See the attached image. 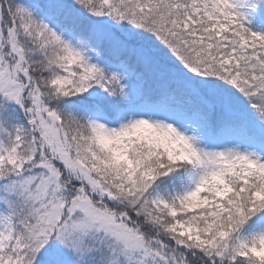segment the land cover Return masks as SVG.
Segmentation results:
<instances>
[{
  "label": "snow or ice",
  "instance_id": "obj_1",
  "mask_svg": "<svg viewBox=\"0 0 264 264\" xmlns=\"http://www.w3.org/2000/svg\"><path fill=\"white\" fill-rule=\"evenodd\" d=\"M0 264H264V0H0Z\"/></svg>",
  "mask_w": 264,
  "mask_h": 264
}]
</instances>
